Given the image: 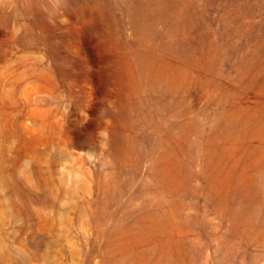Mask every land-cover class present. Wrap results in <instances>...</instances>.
Segmentation results:
<instances>
[{
  "label": "rangeland",
  "instance_id": "rangeland-1",
  "mask_svg": "<svg viewBox=\"0 0 264 264\" xmlns=\"http://www.w3.org/2000/svg\"><path fill=\"white\" fill-rule=\"evenodd\" d=\"M0 264H264V0H0Z\"/></svg>",
  "mask_w": 264,
  "mask_h": 264
},
{
  "label": "bare ground",
  "instance_id": "bare-ground-1",
  "mask_svg": "<svg viewBox=\"0 0 264 264\" xmlns=\"http://www.w3.org/2000/svg\"><path fill=\"white\" fill-rule=\"evenodd\" d=\"M170 84V83H169Z\"/></svg>",
  "mask_w": 264,
  "mask_h": 264
}]
</instances>
